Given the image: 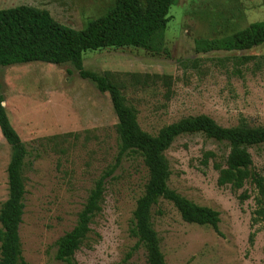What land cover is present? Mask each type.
Instances as JSON below:
<instances>
[{"label": "rangeland", "instance_id": "1", "mask_svg": "<svg viewBox=\"0 0 264 264\" xmlns=\"http://www.w3.org/2000/svg\"><path fill=\"white\" fill-rule=\"evenodd\" d=\"M117 0H0L46 10L60 23L84 29ZM143 7L147 0H139ZM166 45L170 56L141 48L87 51L88 71L118 83L136 108L141 128L156 135L179 120L208 115L223 127L264 126V45L249 51L197 53L195 39L232 35L264 20V0H178L170 8ZM3 106L25 143V213L20 226L29 264H65L57 241L105 179L102 210L75 254L79 264H147L130 232L148 170L139 154L122 153L110 94L80 76L71 62L0 66ZM253 171L264 175V145L249 149ZM229 148L203 134L178 137L166 151L169 186L194 203L220 213L219 232L189 223L166 200L152 209L167 264H264V222H255L256 190L219 184ZM13 149L0 130V208L9 198ZM248 197L242 201L241 195ZM1 226V224H0ZM255 232L253 244L250 234Z\"/></svg>", "mask_w": 264, "mask_h": 264}, {"label": "trees", "instance_id": "2", "mask_svg": "<svg viewBox=\"0 0 264 264\" xmlns=\"http://www.w3.org/2000/svg\"><path fill=\"white\" fill-rule=\"evenodd\" d=\"M177 3L178 0H147V6L143 7L139 0H117L106 15L79 30L58 22L48 11L32 6L0 9V66L71 62L82 78L93 81L100 92L110 94L118 118L121 152L139 154L148 170V181L137 200L130 228L137 246L146 253L147 264H167L152 223V209L160 200L172 203L184 221L208 225L219 232L221 219L217 210L198 205L169 186L171 169L165 153L180 136L200 133L228 146L225 166L216 165L220 171L219 184L235 189L243 188L247 182L253 184L257 205L253 219L264 222V175L253 171L249 151L251 147L264 145V126L253 127L242 122L223 127L202 114L185 117L152 135L141 128L136 108L127 104L121 86L111 79L110 72L99 75L84 68V53L103 48L135 47L170 56L166 30L170 8ZM194 44L197 53L252 50L264 45V20L232 35L195 39ZM1 90L0 85V130L13 149V156L7 169L10 195L0 208V264H29L23 257L20 236L26 195L23 168L28 151L10 122ZM104 192L105 179L102 177L78 214L76 225L58 239L57 260L79 264L75 254L91 231L93 218L102 210ZM247 197L242 194L241 200ZM254 238L255 232H252L251 244Z\"/></svg>", "mask_w": 264, "mask_h": 264}]
</instances>
